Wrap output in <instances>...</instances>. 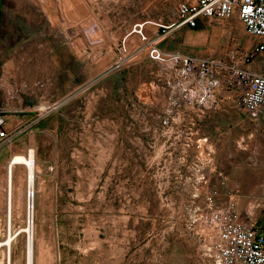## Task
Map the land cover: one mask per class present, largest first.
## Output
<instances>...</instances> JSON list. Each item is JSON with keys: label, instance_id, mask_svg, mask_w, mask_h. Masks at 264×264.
<instances>
[{"label": "rangeland", "instance_id": "1", "mask_svg": "<svg viewBox=\"0 0 264 264\" xmlns=\"http://www.w3.org/2000/svg\"><path fill=\"white\" fill-rule=\"evenodd\" d=\"M191 1L0 0V66L4 53L20 66L0 88V113L21 129L0 146V240L13 234L1 262L29 264L32 241L41 264H209L184 226L205 197L264 228V114L224 107L199 118L157 92L153 50L217 56L234 30L248 42L238 21L181 25ZM23 109L34 112L20 118ZM31 149L33 210L16 165L24 192L11 214L8 163Z\"/></svg>", "mask_w": 264, "mask_h": 264}, {"label": "built area", "instance_id": "2", "mask_svg": "<svg viewBox=\"0 0 264 264\" xmlns=\"http://www.w3.org/2000/svg\"><path fill=\"white\" fill-rule=\"evenodd\" d=\"M178 11L177 21L191 27L203 18L238 21L243 24L248 42H242L234 30V45L217 56L173 53L161 58L153 50L152 57L163 64L155 74L157 92L199 118L210 108L224 107L255 118L264 114V0H192L180 4ZM20 131L6 128L0 113V146ZM198 134L199 130L188 132L189 147L195 146ZM205 198V202L188 209L184 226L199 242L209 264H264V228L258 220L243 219L230 206ZM2 264H10L9 257L6 262L2 258Z\"/></svg>", "mask_w": 264, "mask_h": 264}, {"label": "bare ground", "instance_id": "3", "mask_svg": "<svg viewBox=\"0 0 264 264\" xmlns=\"http://www.w3.org/2000/svg\"><path fill=\"white\" fill-rule=\"evenodd\" d=\"M16 165H21L23 167V169L26 171V181L28 183V189L30 190V194H31V192L34 194L35 183H36V159H35L34 150L31 149L29 151L28 155L18 154L15 157H13V159H11L8 163L7 190H9V192H8L9 193L8 194V205L10 204L9 208H10L11 214H12L13 209H15L16 211L21 209V207H22L21 197H22L23 192H24L23 178L22 177L19 178L20 177L19 176L18 181H15V166ZM9 199H10V201H9ZM32 200H33V197L28 196V202H29L30 206L33 202ZM28 207H29V205H28ZM31 223L29 222L28 227H26L22 230H24L28 233H32V224ZM12 239H13V234L10 233L8 235V237L0 240V264H2V262H1L2 247L4 245H7L9 250H11ZM29 245H30V247H29V264H41V261H39V259H35L34 242L30 241ZM7 257H9V260L11 263V255L9 254Z\"/></svg>", "mask_w": 264, "mask_h": 264}, {"label": "crops", "instance_id": "4", "mask_svg": "<svg viewBox=\"0 0 264 264\" xmlns=\"http://www.w3.org/2000/svg\"><path fill=\"white\" fill-rule=\"evenodd\" d=\"M7 56V54L6 53H4L3 54V64H1V66H0V88L3 86L4 87V89H5V86L7 85V81L8 82H10V78H11V76L14 74V77H16L17 76V74H18V69L20 68V66L18 67V65H14V70L12 71L11 69H10V61H9V59L6 57ZM8 61H9V63H8ZM83 84H85L84 83V81H83V83H81V84H79V85H77V88L79 89L80 87H82V85ZM73 90H75V89H73ZM69 91V92H67L65 95H64V97H67V96H69V95H71L74 91ZM5 94V93H4ZM2 96V95H1ZM64 97H63V99H64ZM1 111H3L4 113H15L16 112V110L15 109H13L10 105H6V104H4V107L1 109ZM32 112H34V110H28V109H23V110H21V114H23V113H25V114H27V113H32ZM12 116H13V118L15 119V118H18V116H20V115H16V114H12ZM26 116L27 115H21L20 116V118L21 117H23V118H26ZM17 127L18 128H20L19 127V125H17ZM16 128V127H15Z\"/></svg>", "mask_w": 264, "mask_h": 264}]
</instances>
